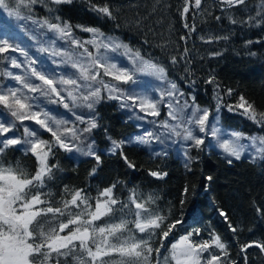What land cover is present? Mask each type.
Wrapping results in <instances>:
<instances>
[{"label": "snow or ice", "instance_id": "obj_1", "mask_svg": "<svg viewBox=\"0 0 264 264\" xmlns=\"http://www.w3.org/2000/svg\"><path fill=\"white\" fill-rule=\"evenodd\" d=\"M76 3L83 4L100 21L117 19L112 7L93 0H0V15L6 13L18 22L17 28L31 33L30 38L37 41V52L46 54L53 65L37 67L39 57L30 56L7 26L0 27V64L7 62L9 66L0 70V264H61V257L65 264H70L69 258L76 264H234L226 259L230 256L228 244L220 235L213 231L209 238H203L200 228L193 227L177 239L173 232L185 223L182 211L170 219V213L157 205V194H138L134 187L124 192L125 185L119 179L98 188L95 196L85 188L69 189L65 185L54 197L50 185L60 171L56 160L60 152L82 153L94 158L99 166L101 156L90 134L100 127L97 107L107 101H116L121 109L132 113L130 119L141 122L137 127L142 131L133 137H108V152L119 155L128 169L135 170L137 165L125 154L126 144L183 142L185 167L192 171L191 163L198 157L191 156L190 150L200 151L209 139L215 141L213 147L229 164L233 159L240 160L245 152L253 163L264 162V110H258L242 95L235 103H225L220 85L211 74L204 82L213 85L214 105L201 106L194 91L185 94L169 78L173 66L186 63L187 47L179 59L173 55L165 64L101 27L64 19L63 6ZM218 3L232 25L264 24V0L242 19L234 18L231 10L245 12L249 7L246 0ZM201 4L202 0H183L180 16L188 32L182 40L196 31L195 24L188 23L190 7L202 10ZM37 6L44 9L45 16L35 14ZM200 39L211 44L229 36ZM10 52L23 59L8 55ZM248 54L256 55L251 51ZM210 55L219 56L222 51ZM224 95L231 96L232 89ZM221 108L252 122L261 134L249 136L224 129ZM10 148L34 158L31 174L19 164H7L2 159ZM155 154L168 153L162 150ZM95 173L93 168L89 175ZM148 175L162 180L168 174L152 170ZM206 179L211 181L212 177ZM189 197L190 190L185 186L179 201L181 209ZM217 212L230 232L243 230L241 224L231 221L227 211L218 208ZM250 248L264 252V241L239 244V253L247 254ZM243 259L246 261L247 255Z\"/></svg>", "mask_w": 264, "mask_h": 264}, {"label": "trees", "instance_id": "obj_2", "mask_svg": "<svg viewBox=\"0 0 264 264\" xmlns=\"http://www.w3.org/2000/svg\"><path fill=\"white\" fill-rule=\"evenodd\" d=\"M97 4H108L114 9L116 21H100L87 11L83 4L63 6L62 17L73 24H87L101 27L106 33L120 36L125 42L142 52L149 53L157 60L167 64L173 55L179 59L184 47L188 48L186 63L173 66L169 71V78L175 80L178 87L186 94L192 90L197 95L198 103L203 107L214 105L213 85L204 81L208 75H214L220 85L219 91L224 102L231 104L244 96L252 102L258 110H264V24L259 27L247 25H232L221 13L218 0H202L201 9L190 7L189 24H195L196 31L192 32L187 40H182L188 29L183 27L180 10L183 0H93ZM248 9L241 13L233 8L234 18L242 19L261 5V0H246ZM243 7V6H241ZM38 17L46 12L37 6ZM221 19L217 20L216 17ZM17 21L0 15V27L7 26L13 39L23 35L26 41L32 44L33 49L26 47L30 56H36L37 41L32 40L31 33L17 28ZM115 24L121 27L116 28ZM86 36L87 34H80ZM228 35L229 39L213 40V43H204L203 37ZM253 41L247 44V41ZM147 41V43H145ZM23 47V46H22ZM222 51V55L212 56L210 53ZM256 55H249V52ZM38 63L46 65L48 57L39 53ZM20 57L18 53H8ZM8 63L0 64V70L7 68ZM187 67L188 71H184ZM17 71L16 69H11ZM3 79V77H0ZM195 83L191 84L190 81ZM9 83H14L8 81ZM227 89H232V95H224ZM100 127L91 133L95 140V148L101 156L99 166L94 158L75 156L60 152L56 156L60 171L57 179L50 185L54 197L61 194L63 186L69 189L85 188L93 196L98 188L107 186L110 182L119 179L124 185V192L135 188L138 194L154 193L158 195L157 205L164 212L170 213V219L177 218L182 211L183 225H178L179 231L174 230L173 236L177 239L193 227H199L201 237L209 238L210 232H215L228 244L230 256L226 259L234 264H264V252L250 248L247 254L239 253V244L248 241H264V212L258 213L257 208L264 210V162L255 163L246 158L227 163V158L221 153L201 146V150L192 149L190 155L198 157L191 163L192 171L184 166L181 160L172 154L157 156L150 154L139 146H126L125 154L137 165L135 170L128 169L119 155L108 152L110 141L127 139L139 133L135 123L128 121L127 113L121 109L116 101H107L97 107ZM220 124L224 129L245 132L247 135L261 134V130L252 122L235 113H229L221 108ZM47 138V135L45 136ZM7 164L24 168L29 174L34 169V158L26 156L15 148L6 151L2 158ZM96 168L95 175H89ZM160 170L167 172L162 180L148 175L149 171ZM212 180L207 181L206 177ZM187 186L190 197L181 209L179 201L181 192ZM228 212L232 222L242 225L243 230L237 233L229 231L223 218L218 215L217 209ZM233 237L236 239L233 240ZM172 236L169 237V240ZM193 239H198L193 237ZM167 241L165 244L167 245ZM162 255L164 254L163 249ZM207 256V253L204 254ZM247 255V260L243 259ZM61 264H65L61 257ZM105 259H116L106 257ZM70 264L76 261L69 258Z\"/></svg>", "mask_w": 264, "mask_h": 264}, {"label": "rangeland", "instance_id": "obj_3", "mask_svg": "<svg viewBox=\"0 0 264 264\" xmlns=\"http://www.w3.org/2000/svg\"><path fill=\"white\" fill-rule=\"evenodd\" d=\"M16 37H17L16 40L21 42V46L26 47L27 49L30 46V48L35 51V49L33 48L32 44L30 42L28 43L26 41V38L23 37V35L16 36ZM36 55H37V57H40L39 52H36ZM40 66H42V65H40L39 63H37V67H40ZM44 66L52 67L53 65H51V61L48 59V60H46V65H44ZM13 72H15V71H13ZM148 79H152V78H148ZM50 107H55V106H50ZM60 111L63 112L65 110L60 109ZM123 111H125L127 113L128 121H130L132 123H135L136 126L139 123H141L140 121L136 120L135 118L130 119L129 117L132 115V113H130L127 109H123ZM161 118H163V109H162V117ZM26 123H31V122H26ZM144 127L151 128L152 126L151 125H148V124H144ZM137 128H138L139 133H140L142 131V129L139 128V127H137ZM214 143H215V141H213L211 139L206 140L205 141V146L207 147V150L208 149H211V150H215V151H217V152L220 153V150L219 149H216V148L213 147ZM126 146H139V147L145 148L148 152H150V154H154V155H156L155 153L161 152L162 150H166L168 154H172L175 157L179 158L181 160V162L185 166V157L183 155V152H184V150L186 148V144H184L183 142H181V143H175V144L169 143L167 145H160V144L157 143V144H152L150 146H148V145H138V144L132 143V144H126ZM191 150H190V152H191ZM71 155L75 156L78 159H80L82 157H85V155H83L82 153H73ZM157 156H162V155H157ZM248 156H249V153L248 152H245L242 155L241 159L242 158L248 159ZM87 157H89V156H86L85 158H87ZM248 160H250V159H248Z\"/></svg>", "mask_w": 264, "mask_h": 264}]
</instances>
